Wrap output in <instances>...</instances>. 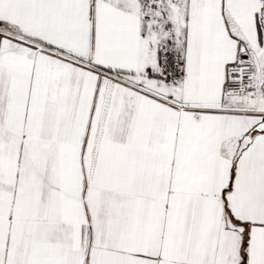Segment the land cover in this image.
Wrapping results in <instances>:
<instances>
[{"label": "snow or ice", "instance_id": "6c2138e0", "mask_svg": "<svg viewBox=\"0 0 264 264\" xmlns=\"http://www.w3.org/2000/svg\"><path fill=\"white\" fill-rule=\"evenodd\" d=\"M0 264H264V0H0Z\"/></svg>", "mask_w": 264, "mask_h": 264}]
</instances>
